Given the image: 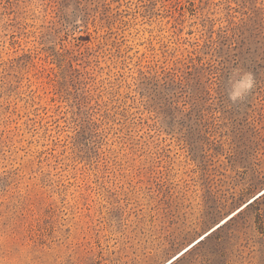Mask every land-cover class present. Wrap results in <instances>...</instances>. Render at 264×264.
Here are the masks:
<instances>
[{
	"label": "rangeland",
	"instance_id": "obj_1",
	"mask_svg": "<svg viewBox=\"0 0 264 264\" xmlns=\"http://www.w3.org/2000/svg\"><path fill=\"white\" fill-rule=\"evenodd\" d=\"M209 231L171 264H264V0H0V264Z\"/></svg>",
	"mask_w": 264,
	"mask_h": 264
},
{
	"label": "bare ground",
	"instance_id": "obj_2",
	"mask_svg": "<svg viewBox=\"0 0 264 264\" xmlns=\"http://www.w3.org/2000/svg\"><path fill=\"white\" fill-rule=\"evenodd\" d=\"M245 207V206H244ZM232 218V217H231ZM219 226V225H218ZM217 226V227H218ZM217 227L213 228V229H216ZM212 231V230H211ZM211 231H209L208 233H206L204 236H202L201 238H199L196 242H194L192 245H190L188 248H186L184 251H182L180 254H178L176 257H174L172 260H170L169 262H167L166 264H170L172 263L174 260H176L178 257H180V255L187 251V250H190L191 247H193L195 244H197L199 241H201L204 237H206Z\"/></svg>",
	"mask_w": 264,
	"mask_h": 264
},
{
	"label": "trees",
	"instance_id": "obj_3",
	"mask_svg": "<svg viewBox=\"0 0 264 264\" xmlns=\"http://www.w3.org/2000/svg\"><path fill=\"white\" fill-rule=\"evenodd\" d=\"M220 226H222V225H220ZM220 226H219V227H220ZM209 235H210V234H208L206 237H208ZM206 237H204L202 240H204ZM202 240H201V241H202ZM201 241H199V242H201ZM199 242H198V243H199ZM198 243H197V244H198ZM195 245H196V244H195ZM195 245H194V246H195ZM194 246H193V247H194ZM193 247H191V248H193ZM191 248H190V249H191ZM187 251H188V250H187ZM187 251H186V252H187ZM186 252H185V253H186ZM185 253H184V254H185ZM178 258H179V257H178ZM178 258H177V259H178ZM174 261H175V260H174ZM174 261H173V262H174ZM170 264H171V263H170Z\"/></svg>",
	"mask_w": 264,
	"mask_h": 264
}]
</instances>
